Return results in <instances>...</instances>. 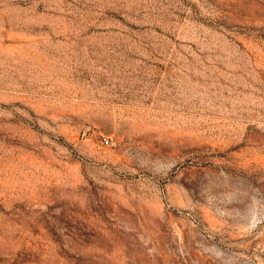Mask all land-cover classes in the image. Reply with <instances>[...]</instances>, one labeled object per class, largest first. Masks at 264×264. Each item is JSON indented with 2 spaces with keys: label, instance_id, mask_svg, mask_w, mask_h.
<instances>
[{
  "label": "rangeland",
  "instance_id": "rangeland-1",
  "mask_svg": "<svg viewBox=\"0 0 264 264\" xmlns=\"http://www.w3.org/2000/svg\"><path fill=\"white\" fill-rule=\"evenodd\" d=\"M0 264H264V0H0Z\"/></svg>",
  "mask_w": 264,
  "mask_h": 264
}]
</instances>
